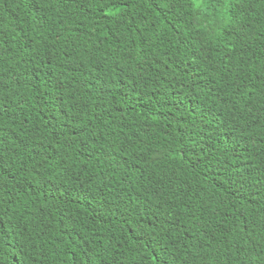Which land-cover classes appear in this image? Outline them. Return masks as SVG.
Wrapping results in <instances>:
<instances>
[{"label":"trees","instance_id":"obj_1","mask_svg":"<svg viewBox=\"0 0 264 264\" xmlns=\"http://www.w3.org/2000/svg\"><path fill=\"white\" fill-rule=\"evenodd\" d=\"M0 264H264V0H0Z\"/></svg>","mask_w":264,"mask_h":264},{"label":"rangeland","instance_id":"obj_2","mask_svg":"<svg viewBox=\"0 0 264 264\" xmlns=\"http://www.w3.org/2000/svg\"><path fill=\"white\" fill-rule=\"evenodd\" d=\"M195 2H196V0H195Z\"/></svg>","mask_w":264,"mask_h":264}]
</instances>
